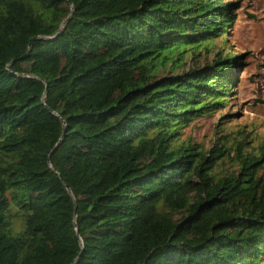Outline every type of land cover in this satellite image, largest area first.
I'll return each instance as SVG.
<instances>
[{
  "label": "trees",
  "instance_id": "trees-1",
  "mask_svg": "<svg viewBox=\"0 0 264 264\" xmlns=\"http://www.w3.org/2000/svg\"><path fill=\"white\" fill-rule=\"evenodd\" d=\"M239 7L0 0V264H264V145L183 139L233 101Z\"/></svg>",
  "mask_w": 264,
  "mask_h": 264
},
{
  "label": "rangeland",
  "instance_id": "rangeland-1",
  "mask_svg": "<svg viewBox=\"0 0 264 264\" xmlns=\"http://www.w3.org/2000/svg\"><path fill=\"white\" fill-rule=\"evenodd\" d=\"M232 1L240 7L234 27L227 34V46L242 57L236 92L230 97L233 101L222 111L194 120L183 136L204 151L213 149L223 136H229L230 145L244 140L247 150L264 145V0ZM230 114V118L222 120ZM234 169V163L227 160L218 172L225 175Z\"/></svg>",
  "mask_w": 264,
  "mask_h": 264
}]
</instances>
